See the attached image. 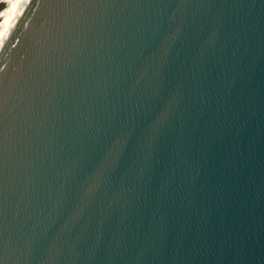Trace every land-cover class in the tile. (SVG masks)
<instances>
[{"label": "water", "instance_id": "1", "mask_svg": "<svg viewBox=\"0 0 264 264\" xmlns=\"http://www.w3.org/2000/svg\"><path fill=\"white\" fill-rule=\"evenodd\" d=\"M0 264H264V0H21Z\"/></svg>", "mask_w": 264, "mask_h": 264}, {"label": "bare ground", "instance_id": "2", "mask_svg": "<svg viewBox=\"0 0 264 264\" xmlns=\"http://www.w3.org/2000/svg\"><path fill=\"white\" fill-rule=\"evenodd\" d=\"M4 0H0V5ZM8 1V6L0 10V18H2L0 23V38L5 33L8 22L10 21L12 15L14 14L19 2L21 0H6Z\"/></svg>", "mask_w": 264, "mask_h": 264}, {"label": "rangeland", "instance_id": "3", "mask_svg": "<svg viewBox=\"0 0 264 264\" xmlns=\"http://www.w3.org/2000/svg\"><path fill=\"white\" fill-rule=\"evenodd\" d=\"M8 3H9L8 1L4 0L2 2V4L0 5V10L5 8L6 6H8ZM1 20H2V18H0V23H1Z\"/></svg>", "mask_w": 264, "mask_h": 264}]
</instances>
